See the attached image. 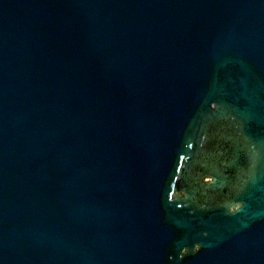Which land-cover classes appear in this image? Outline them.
I'll return each instance as SVG.
<instances>
[{"label": "water", "instance_id": "1", "mask_svg": "<svg viewBox=\"0 0 264 264\" xmlns=\"http://www.w3.org/2000/svg\"><path fill=\"white\" fill-rule=\"evenodd\" d=\"M0 264H264V0H0Z\"/></svg>", "mask_w": 264, "mask_h": 264}]
</instances>
